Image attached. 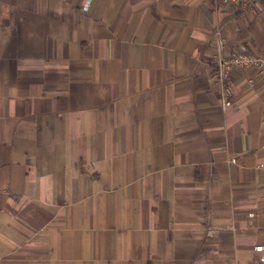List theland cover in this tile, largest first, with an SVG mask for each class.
<instances>
[{"label": "crops", "instance_id": "1", "mask_svg": "<svg viewBox=\"0 0 264 264\" xmlns=\"http://www.w3.org/2000/svg\"><path fill=\"white\" fill-rule=\"evenodd\" d=\"M216 31L264 55V0H0V264L257 263L264 70L222 108Z\"/></svg>", "mask_w": 264, "mask_h": 264}, {"label": "built area", "instance_id": "2", "mask_svg": "<svg viewBox=\"0 0 264 264\" xmlns=\"http://www.w3.org/2000/svg\"><path fill=\"white\" fill-rule=\"evenodd\" d=\"M226 4L233 6L241 11L250 10L255 2L262 0H220ZM87 7V3L83 5ZM215 42L217 45V53L213 54L209 59L211 65V77L218 82L222 93V108H225L231 103V99L228 96L229 89L225 85V80L228 77L229 70L233 67L239 69H247L254 67L260 70H264V55L256 54L243 48H238L228 55L222 53L224 44L226 42L225 37L218 31L215 32ZM234 163V160L231 159ZM258 168L264 169V162L257 165ZM253 251L257 254V263L264 264V243H256L253 245Z\"/></svg>", "mask_w": 264, "mask_h": 264}]
</instances>
